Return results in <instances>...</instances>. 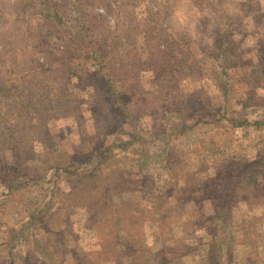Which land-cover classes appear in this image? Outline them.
Returning <instances> with one entry per match:
<instances>
[{"label":"rangeland","instance_id":"374dc122","mask_svg":"<svg viewBox=\"0 0 264 264\" xmlns=\"http://www.w3.org/2000/svg\"><path fill=\"white\" fill-rule=\"evenodd\" d=\"M0 264H264V0H0Z\"/></svg>","mask_w":264,"mask_h":264},{"label":"trees","instance_id":"16d2710c","mask_svg":"<svg viewBox=\"0 0 264 264\" xmlns=\"http://www.w3.org/2000/svg\"><path fill=\"white\" fill-rule=\"evenodd\" d=\"M247 124V122H241V123H236V126H244V125H246ZM252 178V177H251ZM256 180H254V182H255ZM218 217H220V218H223V219H225L224 217H222V216H218Z\"/></svg>","mask_w":264,"mask_h":264}]
</instances>
